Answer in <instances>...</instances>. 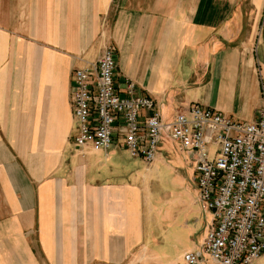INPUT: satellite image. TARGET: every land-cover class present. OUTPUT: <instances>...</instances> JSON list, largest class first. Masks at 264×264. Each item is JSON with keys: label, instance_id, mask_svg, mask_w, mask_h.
Wrapping results in <instances>:
<instances>
[{"label": "crops", "instance_id": "crops-1", "mask_svg": "<svg viewBox=\"0 0 264 264\" xmlns=\"http://www.w3.org/2000/svg\"><path fill=\"white\" fill-rule=\"evenodd\" d=\"M213 9L199 0H0V264H122L156 228L166 244L182 243L184 201L148 183L152 167L167 165L161 153L147 164L122 149L75 147L72 73L112 45L116 81H132L167 121L198 104L254 122L264 29L242 39L243 25ZM194 204L184 221L205 215L206 234L212 215Z\"/></svg>", "mask_w": 264, "mask_h": 264}, {"label": "built area", "instance_id": "built-area-1", "mask_svg": "<svg viewBox=\"0 0 264 264\" xmlns=\"http://www.w3.org/2000/svg\"><path fill=\"white\" fill-rule=\"evenodd\" d=\"M116 54L106 46L96 61L73 70L75 147L84 155L122 149L152 164L163 141L178 144L194 165L197 203L212 215L200 250L184 261L257 264L264 255V101L254 122L198 104L167 121L132 81H116Z\"/></svg>", "mask_w": 264, "mask_h": 264}, {"label": "rangeland", "instance_id": "rangeland-1", "mask_svg": "<svg viewBox=\"0 0 264 264\" xmlns=\"http://www.w3.org/2000/svg\"><path fill=\"white\" fill-rule=\"evenodd\" d=\"M199 5L211 6L217 9H213L214 16L220 17V21L234 18L238 25H243L240 26L242 28L239 30L242 33V36H240L242 39H244L243 36L252 32L251 29L257 24L255 27L256 39H260L262 28L264 29V0H199ZM231 7L232 10H225ZM255 45L257 44L255 43ZM112 150L110 149L109 152ZM160 153L161 159H164L167 165L161 164L159 168L152 167V170L148 173V183L155 195L170 198L175 204L184 201V204H178L179 208L176 206L178 209L176 212L181 215L182 228L187 230L186 234L177 231L182 234V243L174 247V241L171 242V245L166 244L168 241L167 232L165 233L163 230L156 228L154 242L149 247L140 245L134 250V253L125 255L122 264H187L184 261V255L190 251L185 254H183V251L195 244L196 248L193 250L198 252L204 241L203 237L208 226L205 215H199L198 218V216H195L196 214L191 213L189 214L191 216L187 217V221H184L186 219L185 209L187 213L198 209V206L194 204L195 200L197 203L196 185L193 182L194 165L190 157L181 152L169 140L162 142ZM138 169L144 172L142 164L138 166ZM204 222H206L205 225ZM204 258L200 264H215L206 257Z\"/></svg>", "mask_w": 264, "mask_h": 264}]
</instances>
